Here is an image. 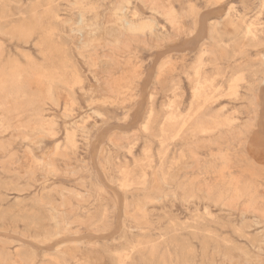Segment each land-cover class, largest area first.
<instances>
[{"label": "rangeland", "instance_id": "374dc122", "mask_svg": "<svg viewBox=\"0 0 264 264\" xmlns=\"http://www.w3.org/2000/svg\"><path fill=\"white\" fill-rule=\"evenodd\" d=\"M0 264H264V0H0Z\"/></svg>", "mask_w": 264, "mask_h": 264}, {"label": "bare ground", "instance_id": "6f19581e", "mask_svg": "<svg viewBox=\"0 0 264 264\" xmlns=\"http://www.w3.org/2000/svg\"><path fill=\"white\" fill-rule=\"evenodd\" d=\"M262 1V0H261ZM262 5V4H261ZM158 9V7H157ZM156 10V9H155ZM56 13V12H55ZM172 17V16H171ZM118 30L122 31L123 30H139L140 28H147L149 30V34L152 38H156L158 35V22L156 20V17H152L147 20L140 21L139 23L135 21V18H130L128 14L122 9L119 15L118 19ZM164 26V25H163ZM121 32V33H122ZM144 35V34H143ZM84 36V35H83ZM144 39V38H143ZM42 164V163H41ZM65 204V203H64ZM71 207V206H70ZM73 213V212H72ZM104 215V214H103ZM102 220V219H101ZM86 224V223H85ZM49 227V226H48ZM51 228V227H50ZM60 228V227H59ZM89 228V227H88ZM53 229V228H52ZM50 230V229H49ZM45 231V230H44ZM44 233V232H43ZM46 255V254H45ZM60 259V258H59ZM58 259V260H59ZM117 262V261H116ZM119 262V261H118Z\"/></svg>", "mask_w": 264, "mask_h": 264}]
</instances>
